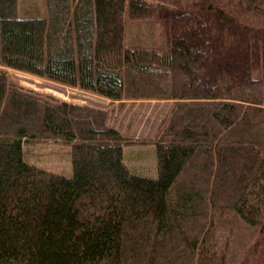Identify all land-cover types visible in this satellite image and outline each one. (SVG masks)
I'll return each mask as SVG.
<instances>
[{"label":"trees","instance_id":"trees-1","mask_svg":"<svg viewBox=\"0 0 264 264\" xmlns=\"http://www.w3.org/2000/svg\"><path fill=\"white\" fill-rule=\"evenodd\" d=\"M40 1L0 0V264H264V0ZM126 1L166 14V48L124 43ZM6 67L173 99L144 138L157 175L128 168L105 111ZM42 141L69 147L70 175L25 159Z\"/></svg>","mask_w":264,"mask_h":264},{"label":"rangeland","instance_id":"rangeland-1","mask_svg":"<svg viewBox=\"0 0 264 264\" xmlns=\"http://www.w3.org/2000/svg\"><path fill=\"white\" fill-rule=\"evenodd\" d=\"M40 0H20V6L30 7ZM31 4V5H30ZM125 19L124 43L130 47L166 48L168 21L165 13H153L143 17L131 16L128 3L123 10ZM9 77L19 86L49 96L59 101L88 106L106 112V123L118 128L127 144L123 145V161L131 171L156 176L154 144L145 142L158 132L173 99L120 98L111 99L96 92L63 84L23 70L6 67ZM264 124V121H262ZM144 141V142H140ZM68 146L52 141L25 144V159L64 175L71 174ZM257 260V257H254Z\"/></svg>","mask_w":264,"mask_h":264}]
</instances>
